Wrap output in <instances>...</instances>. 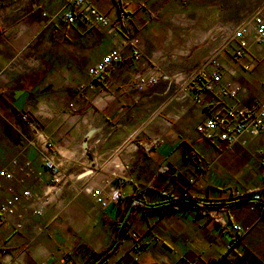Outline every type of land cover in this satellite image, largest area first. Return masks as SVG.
<instances>
[{
    "label": "crops",
    "instance_id": "0c3cea01",
    "mask_svg": "<svg viewBox=\"0 0 264 264\" xmlns=\"http://www.w3.org/2000/svg\"><path fill=\"white\" fill-rule=\"evenodd\" d=\"M22 1L10 4L9 0H0V22H3L0 74L10 62L31 57L32 49L31 53L27 50L28 44L32 48L40 45L42 40L38 37L44 32L48 48L42 57L44 66L38 73L75 74L74 82L81 83L86 68L106 52L105 34L86 17L72 26L62 23L61 15L73 8L72 0ZM88 1L118 24L119 8L113 0ZM262 5L264 0H235L234 7L232 0H146L144 7L123 2L124 11L129 13L143 35L142 60L146 67L157 66L165 77L152 87L128 89L138 66L126 55L109 69L103 88L78 90L86 101L79 102L75 111L66 110L64 115H56L45 128L46 136L59 148L69 149L80 144V150L74 152L78 159L75 170L83 175L80 181L85 187L89 172L81 173L79 163L88 159L91 163L92 151H102L98 160L106 158L105 169L131 157L128 170L131 181L122 190L119 206L96 209L88 190L91 210H96L97 217L102 214L106 222L113 223L120 212L125 213L128 205L139 198L147 205L161 204L132 211L118 245L101 264H248L254 259L264 264V216L248 212L241 200H225L223 195L227 184L250 191L264 188V133L251 140L247 147H227L222 142L201 138L195 132V126L205 117L202 108L190 101L184 90L178 92V86L173 82L176 76L196 72L208 60L214 46L209 40L210 34L220 27L239 24ZM188 14L190 20L185 19ZM171 16L173 19L168 20ZM187 26L193 29L185 31ZM73 49L78 51L77 57H74ZM217 60L223 81L239 82L252 98L264 99L258 87L260 81H256L257 86L253 83V87L245 79V73L257 66L255 63L244 70V61L233 60L228 53L219 54ZM258 65H264V62ZM258 70L257 67L254 72ZM53 85L50 90L57 87L56 83ZM20 91L28 92L23 111L44 101L38 95L36 98L38 87L29 76L13 72L7 82L0 80V169L16 153H20L21 159L38 165V151L28 143L18 113L13 114L12 102ZM62 91L66 94L65 99L52 98L57 110L65 103L75 101L71 90L64 88ZM203 101L213 113L221 112L232 103L230 99H214L210 94H205ZM89 132L91 136L84 150L82 143ZM152 139H157L158 144L149 146ZM127 142L133 145L131 155L123 153ZM190 152L195 158H189ZM108 156L111 157L108 159ZM199 174L202 175L199 177ZM189 179L194 180L193 184H189ZM9 185L2 182L0 200L7 196ZM23 188L38 189L31 182ZM185 190L191 199L204 205L202 209L181 201L180 195ZM222 199L228 209L223 213L227 221L225 226L219 225L207 213L210 205ZM173 200L179 201L173 205L170 203ZM48 213L46 211L40 220L50 223L53 218L47 219ZM227 215L249 227L235 247L237 252L247 251V258L226 255V244L231 239ZM36 221V218H30L21 232L0 228V248L13 256L10 264H58L53 244L44 236L48 232L33 238L32 226ZM132 232L139 235L142 249L131 248L129 233ZM79 235L88 243L84 246L90 245L92 250L105 245L108 239L107 234L102 236L98 227L79 231ZM70 246L73 264H84L85 247Z\"/></svg>",
    "mask_w": 264,
    "mask_h": 264
},
{
    "label": "built area",
    "instance_id": "2783aa9c",
    "mask_svg": "<svg viewBox=\"0 0 264 264\" xmlns=\"http://www.w3.org/2000/svg\"><path fill=\"white\" fill-rule=\"evenodd\" d=\"M73 8L62 13L61 21L66 26H72L80 22L83 17L88 18L107 37L106 52L99 60L88 66L85 70V81L79 84V90H93L103 88L109 69L119 64L126 55H129L138 66L128 89H141L155 86L163 78L157 66L146 67L142 60L144 52V39L136 28L131 17L121 6L128 2L137 7H144L146 0H113L119 8L118 24L110 20L103 12L94 7L88 0H72ZM214 44L211 55L203 66L194 73L185 76H176L173 82L178 86V92L184 90L190 101L198 104L205 115L204 119L195 126V132L207 141H219L227 147L239 145L247 147L248 143L264 133V99L258 100L251 97L248 89L235 81H223V74L217 57L221 53H228L233 60L244 61L242 68L247 70L252 64L264 62V5L251 12L239 24H230L216 29L209 36ZM31 67L29 62H10L0 80L7 82L9 74L22 73L23 66ZM259 91L264 97V79L258 84ZM205 94L218 100L230 99L232 103L226 105L221 112H210L203 101ZM86 99L81 92L75 95V101L68 107L71 111L77 109L79 102ZM46 108L41 106L33 115L34 118H49L45 113ZM19 118L27 129L28 143L38 151V165L35 166L29 160H23L20 153H16L0 169V189L2 182L10 184L7 187V196L0 200V228H7L15 232H21L30 218H36L33 223V238L45 234L49 222H41L47 208L55 198L60 195L66 185L72 184L77 173L75 165L78 159L74 152L80 150V144H75L69 149L59 148L39 128V119H34L26 111L18 112ZM85 123V122H84ZM158 140L152 139L149 146L157 145ZM71 152V153H70ZM256 153H261L257 151ZM189 158H195L189 153ZM111 156H108L109 159ZM89 159L81 165V173H88L86 186L89 187V196L96 209L105 210L109 206H119L122 200V190L131 180L128 175L131 157L121 164H110L107 167L109 175L96 181L95 171H90L92 166L97 167L100 155L92 151ZM110 176V177H109ZM29 182L37 185L35 191L23 188ZM192 182V180H190ZM114 183V184H113ZM20 189L17 190L16 188ZM225 200H241L245 202L248 212L264 216V188L259 191H250L239 188L233 184H227L223 188ZM185 197L186 193H182ZM224 200H220V203ZM227 206L220 204L207 210L208 215L217 218L221 226H225L226 219L223 213H227ZM214 215H217L216 217ZM231 223V239L226 244L227 256L237 254L238 257H247L244 252L237 253L236 245L248 232L249 227L240 222L233 221V217L227 215ZM134 249H142L143 243L136 233L131 234ZM56 261L58 264H72L70 253L56 249ZM13 256L5 249L0 248V264H10ZM45 264V263H43ZM250 264H261L254 259Z\"/></svg>",
    "mask_w": 264,
    "mask_h": 264
},
{
    "label": "rangeland",
    "instance_id": "374dc122",
    "mask_svg": "<svg viewBox=\"0 0 264 264\" xmlns=\"http://www.w3.org/2000/svg\"><path fill=\"white\" fill-rule=\"evenodd\" d=\"M234 1L235 0H232V7H234ZM17 2L22 3L24 1L9 0L10 4L17 3ZM167 19L170 20V19H173V17L171 16V17H168ZM185 19L190 20L191 19L190 14H188ZM191 29H193V27L191 26H187L184 28L185 31H190ZM1 30H3V22L2 23L0 22V31ZM38 38L39 40H42L40 45L34 44L35 48H32L31 44L30 43L28 44L27 50H29V52L31 53V49H32V53H31L32 56L29 58H25V57L22 58V64L29 62L31 64V67L29 66L25 67L24 65L23 71L21 74L23 76H29L30 78H32L34 82H36L37 87H38L36 98H37V95L39 98H44V101H38V103H36L35 105L29 106L27 109V112L30 114V116L33 117L35 112L38 111V108H40L41 106L46 108L45 113L48 114L50 117L43 118V119L41 117H37L39 119L38 121L39 128L43 129V133L45 134L46 133L45 128L47 127L48 123L50 124V122H52V120L55 119L56 115L58 114L64 115L67 113L66 110H70L68 105L71 103V101L65 103L63 106L60 107L59 110H57V107L52 102V98L53 100H63V98L65 99L66 94L64 91H62L64 88L71 90V92L74 95H76L77 91L79 90L78 86L80 83H78L77 81L74 82V77H76L75 74L58 72L55 75H52L50 73L46 74V71L44 72L41 71L40 73H38L39 70H41V68H43L44 66L43 62H45V60L42 57L46 54V50L48 48L46 45L47 40H45L44 32H41ZM36 46H38L37 49H36ZM23 52L24 54H26L25 50ZM72 52H73L74 57H77L76 53L78 55V51L73 49ZM256 65L257 66H254L252 70L245 73L247 77L245 79L248 81V83L252 84L253 87L254 85L257 86L256 81H261V78H264V65H258V64ZM257 67L259 68V70L260 69L261 70L254 72L255 68ZM252 72H254L253 75H249ZM164 77L165 76L162 74V78ZM84 81L85 79L81 83H84ZM54 83H56L57 87L54 90H50V88L52 89V87H54L53 85ZM74 95L72 96V98L74 97ZM37 118H34V119H37ZM78 122L79 121H76L75 124H78ZM24 130L27 132V129L25 128V126H24ZM101 153L102 151H99L97 155ZM105 161H106V158L102 157V159L97 163L96 169L94 166L90 168V171H95L96 173V181H101L109 175L108 174L109 171L105 169L104 167ZM99 167L100 169H102V172L100 171V169H97ZM200 175L202 174H199V177ZM82 177L83 175H80L79 173H77V178L74 180L76 182L73 185L72 184L66 185L63 191L60 193V195L57 196V198H55V202H53L52 205L49 208H47L46 211L49 212L48 213L49 217L47 219L51 217L53 219L47 227L48 233L44 236H46V238L50 240V243L53 244L52 246L54 247L55 251L56 249L61 248L71 254L70 245H76L77 247H83L84 245L88 244L85 241L80 239L79 231H83V230L87 231L91 227L92 228L98 227L100 228V232L102 236H105V234H107L108 239L105 242V245H102L96 248V250H94L100 253V255L91 264H101L104 261L105 256L118 245V240L121 235L120 221H121V218L124 212H120L118 215V218H116L115 222L113 223L106 222L107 220L103 216L101 217L102 214H99V217H97L96 210H91L92 204H90L89 197H88L89 187L88 186L85 187L84 184L81 183L82 181H80ZM190 180L192 179L188 180L189 184H193L194 180H192V182H190ZM242 189H246V188H242ZM184 193H186V195L189 196L187 190H185ZM128 211L129 210H126L124 214H127ZM214 216L216 217L217 215H214ZM211 218H213L214 220H217V218H214V217H211ZM40 221L44 223L46 222L43 220H40ZM125 230L126 228L123 229L124 232ZM132 233H129V236L131 240V248L134 249L133 240L131 237ZM114 242H116V245L114 246L112 250L108 251ZM88 246L91 249H93L92 246L90 245ZM103 252H106V254L101 257V254ZM227 252L228 251L226 250V254ZM241 252H244V254L249 256V253L244 250L238 251L237 253H241ZM232 256L238 257L237 254H232ZM247 257L242 256L241 258H247ZM251 261L248 264H250Z\"/></svg>",
    "mask_w": 264,
    "mask_h": 264
},
{
    "label": "trees",
    "instance_id": "16d2710c",
    "mask_svg": "<svg viewBox=\"0 0 264 264\" xmlns=\"http://www.w3.org/2000/svg\"><path fill=\"white\" fill-rule=\"evenodd\" d=\"M121 8L123 9V4L121 6ZM124 10V9H123ZM127 13V12H126ZM129 14V13H128ZM180 198H181V201L183 202H187L188 204H196L197 207L199 209H202V205L201 203H197L195 200L191 199L189 196H185L183 197L182 194L180 195ZM232 200V199H231ZM179 200H173L171 201L170 203L175 205L178 203ZM244 202V201H242ZM245 203V202H244ZM220 204H224L226 205V203L223 201V202H219L217 204H214V205H210L209 208L207 209H210V208H213L215 206H219ZM161 204H157V205H147L143 202V200L141 198L139 199H136L134 201H132L129 206L126 208V210H129L128 213L124 216V218L122 219L121 221V224H120V233L123 232V227L124 225H126V221L129 219L130 215H131V212L134 211V210H137V209H143L145 207H150V208H153V207H157V206H160ZM85 247V254H86V259H85V262L84 264H91L99 255L100 253L90 249L89 247L87 246H84Z\"/></svg>",
    "mask_w": 264,
    "mask_h": 264
},
{
    "label": "water",
    "instance_id": "95a60500",
    "mask_svg": "<svg viewBox=\"0 0 264 264\" xmlns=\"http://www.w3.org/2000/svg\"><path fill=\"white\" fill-rule=\"evenodd\" d=\"M28 92L27 91H20L17 93L16 98L14 99V101L12 102V106H13V114H17L19 111H21L25 105V101L27 98ZM91 136V132L87 133L86 136L84 137V141L82 143L84 150H86L87 147V140L88 138ZM116 245V242H114L112 244V246L109 248L108 251L112 250L114 248V246ZM106 251V252H108ZM106 252H103L101 254V257L104 256L106 254Z\"/></svg>",
    "mask_w": 264,
    "mask_h": 264
},
{
    "label": "bare ground",
    "instance_id": "6f19581e",
    "mask_svg": "<svg viewBox=\"0 0 264 264\" xmlns=\"http://www.w3.org/2000/svg\"><path fill=\"white\" fill-rule=\"evenodd\" d=\"M124 152L123 153H127L130 154L133 152V145H130L129 142H127L124 146Z\"/></svg>",
    "mask_w": 264,
    "mask_h": 264
}]
</instances>
